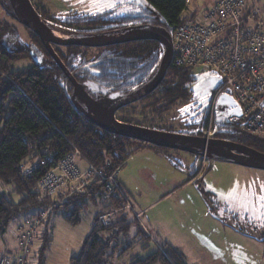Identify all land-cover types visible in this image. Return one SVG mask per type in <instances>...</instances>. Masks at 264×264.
<instances>
[{"label": "trees", "instance_id": "16d2710c", "mask_svg": "<svg viewBox=\"0 0 264 264\" xmlns=\"http://www.w3.org/2000/svg\"><path fill=\"white\" fill-rule=\"evenodd\" d=\"M144 2L151 12L140 6L137 0H124L123 4L131 7L126 14H104L96 19H84L86 25L93 24L85 30H54L72 37H91L111 35L129 26L154 24L163 27L172 36L179 26L191 19L181 17L186 0ZM0 13L3 15V20H0V239L6 234L10 223L21 215L38 218L43 212L45 220L59 215L64 222L76 226L81 222L83 213L93 208L100 210L98 214L116 211V215L108 224H101L96 214L89 234L78 251L69 258L68 264H109L134 245H140L144 250L148 243L142 242L143 226L138 224L141 213L134 212L131 220L127 214L128 210H132L128 201L122 198L104 199L101 178H93L89 187L80 192L64 187L61 195L53 197L41 193L38 184L57 161L74 150L86 162V168L90 164L108 176L116 174L130 155L144 146L157 150L169 148L111 134L88 119L71 100L73 87L70 80L43 48L38 37L18 22L8 0H0ZM18 27L26 33L28 41L23 39ZM52 47L75 81L93 98L124 95L142 86L154 76L163 55V48L158 42L146 39L88 47ZM33 50L40 55L39 58L33 56ZM26 58L33 61L30 67L12 69L13 63ZM191 69L170 64L158 87L141 100L119 109L116 118L140 127L175 132L172 125L165 126V123L176 106L188 98V87L194 80ZM220 85L217 76L212 96ZM218 99L212 114L205 113L196 123L188 124L186 130L202 136V130L211 119V126L215 128L213 138L243 144L264 153V139L244 133L241 130L242 119L231 120L226 114L227 109L237 107L235 101L225 102L218 111ZM222 109L224 111L221 112ZM48 155L52 156V161L45 160ZM34 160L40 161L30 174L24 175L22 163ZM120 187L127 200L121 184ZM133 225L134 233L131 231ZM258 226L264 231V221H259ZM21 230L19 235L29 231ZM43 236L35 264H45V252L51 239L46 234ZM33 237H37V234L32 233L31 240ZM258 240L264 243V235ZM16 252L6 251L3 254L14 255ZM129 264L185 262L172 248L165 250L157 245L155 251L143 258L130 257Z\"/></svg>", "mask_w": 264, "mask_h": 264}, {"label": "rangeland", "instance_id": "374dc122", "mask_svg": "<svg viewBox=\"0 0 264 264\" xmlns=\"http://www.w3.org/2000/svg\"><path fill=\"white\" fill-rule=\"evenodd\" d=\"M123 1L30 0L48 27L63 32L92 27L93 24L86 25L84 19L128 13L131 7ZM252 1L264 14V0ZM212 6L213 0H188L182 16L188 17L192 12L201 15ZM2 16L0 13V20H3ZM18 29L23 39L28 41L26 33L20 27ZM57 30L58 36L72 38ZM112 38L115 37H101L93 41L103 42ZM34 50L33 56L39 58ZM32 62L27 58L21 59L13 63L12 69L28 68ZM191 74L194 80L188 87V98L176 106L165 123V126L174 127L173 133H197L188 132L186 126L211 112L217 75L203 65L192 67ZM230 119L239 117L232 116ZM211 125L210 119L207 127ZM207 127L202 130V135ZM78 160H81L79 155L75 156L74 164L80 170L85 169V162L77 164ZM116 179L121 182L132 207L127 211L129 218L133 220L134 212L143 210L138 224L143 226L142 242L148 245L144 250L140 245H134L109 264H129L130 257L143 258L155 251L157 245L178 252L185 264H264V243L258 240L264 235L258 226L259 221H264V171L235 165L214 156H209L203 163L190 151L157 150L144 146L133 152L118 168ZM89 212L83 213L81 222L76 226L64 222L59 215H52L48 220H45L43 212L38 218L21 215L10 223L0 239V256L18 246L17 237L22 228V232L31 230L34 235L37 234L30 240L32 261L29 264L36 263L44 234L51 239L45 252V264H67L77 242L91 227ZM113 215L111 220L116 212ZM132 227L134 233L135 225Z\"/></svg>", "mask_w": 264, "mask_h": 264}, {"label": "built area", "instance_id": "2783aa9c", "mask_svg": "<svg viewBox=\"0 0 264 264\" xmlns=\"http://www.w3.org/2000/svg\"><path fill=\"white\" fill-rule=\"evenodd\" d=\"M171 38L170 64L185 68L203 65L219 76L221 85L213 95L211 114L215 111L216 100L226 95L240 110L243 132L264 139V14L253 1L213 0L208 11L184 22ZM212 136V128L208 126L202 137ZM77 155L79 152L74 150L57 161L39 181L38 190L51 197L61 195L64 187L80 192L89 187L93 178L99 177L104 183V199L127 201L115 173L106 176L90 164L81 171L74 164ZM199 159L203 163L207 161L204 156ZM45 160L52 161V156L48 155ZM39 161L22 163L23 174H30ZM115 212L98 214V221L108 224ZM31 237V230L19 235L17 252L1 255L0 264H29L32 261Z\"/></svg>", "mask_w": 264, "mask_h": 264}, {"label": "water", "instance_id": "95a60500", "mask_svg": "<svg viewBox=\"0 0 264 264\" xmlns=\"http://www.w3.org/2000/svg\"><path fill=\"white\" fill-rule=\"evenodd\" d=\"M8 2L18 22L38 37L43 48L70 80L73 87L71 100L74 105L79 108L88 119L100 126L103 130L146 144L174 150L190 151L192 153H197L199 157L204 156L206 159L209 156H214L235 165L264 171V153L243 144L213 137L205 138L202 136L159 131L124 123L116 119L115 114L119 109L146 97L153 92L164 79L171 63L172 39L170 33L163 27L157 25H136L123 28L121 31H116L111 35H96L91 37L71 36L72 38L70 39L58 40L51 37L50 32L54 29L48 27V25L41 20L30 0H8ZM137 2L140 6L151 12V9L147 7L144 0H137ZM98 37L115 38L105 42H94L93 39ZM141 39L158 42L163 48V55L156 73L145 84L127 94H112L102 98H93L82 85L75 81L52 47V45L88 47ZM103 93H105V91H103ZM76 99H78L79 102ZM225 102L231 103L232 99L226 95L220 96L218 103L222 104ZM96 113L103 116L102 121L96 118ZM232 113L235 114L236 117H239V108L235 107L228 112V115ZM202 192L204 193V191Z\"/></svg>", "mask_w": 264, "mask_h": 264}, {"label": "crops", "instance_id": "0c3cea01", "mask_svg": "<svg viewBox=\"0 0 264 264\" xmlns=\"http://www.w3.org/2000/svg\"><path fill=\"white\" fill-rule=\"evenodd\" d=\"M187 2H188V0H186V4H187ZM209 10V9H208ZM185 11V10H184ZM183 15V13L181 14V17L182 18H191V19H188V20H192V19H194V18H196V17H198V16H201V15H203V14H201V15H195V12H192L191 14H190V16H188V17H183L182 16ZM76 160H77V158H76ZM80 161H83L82 159L81 160H78L77 161V164L80 162ZM85 162V161H84ZM85 164H86V162H85ZM78 166V165H77ZM80 168V167H79ZM120 184H121V182H119ZM123 187V186H122ZM90 211V212H89ZM99 211L100 210H94L93 208H90L89 210H88V212H89V214H91V227H92V221H93V218L96 216V214H98L99 213ZM143 212V210H141L139 213H142ZM91 227H90V229H89V231H88V233L85 235V237L89 234V232H90V230H91ZM85 237H82V238H80L79 239V241L77 242L78 244H77V246L75 247V252L74 253H71L69 256H68V260H69V258L72 256V255H74L77 251H78V249H79V247H80V245H81V242L83 241V239L85 238ZM17 251V246H16V248L12 251V252H16ZM67 264H68V261H67Z\"/></svg>", "mask_w": 264, "mask_h": 264}, {"label": "bare ground", "instance_id": "6f19581e", "mask_svg": "<svg viewBox=\"0 0 264 264\" xmlns=\"http://www.w3.org/2000/svg\"><path fill=\"white\" fill-rule=\"evenodd\" d=\"M50 35H51V37L54 38V39L64 40L63 36H62V37L58 36V33H57L55 30H51ZM128 36H131V35H128ZM98 38H100V37H98ZM94 39H96V38H94ZM171 39H172V38H171ZM103 42H105V41H103ZM53 49H54V48H53ZM95 116H96V118H97L98 120H100V121L103 120V116H102L101 114L96 113ZM101 116H102V118L99 119ZM125 198H126V197H125Z\"/></svg>", "mask_w": 264, "mask_h": 264}, {"label": "flooded vegetation", "instance_id": "af4514ba", "mask_svg": "<svg viewBox=\"0 0 264 264\" xmlns=\"http://www.w3.org/2000/svg\"><path fill=\"white\" fill-rule=\"evenodd\" d=\"M153 25H154V24H153ZM222 104L224 105V103H222ZM222 104H219V105H218V107H217L218 111H220V106H221ZM234 108H235V107H234ZM234 108L227 109L228 111L226 112V114L228 115V112L231 111V110H233ZM217 109H216V111H217ZM222 111H224V109H222L221 112H222ZM117 112H118V111H117ZM117 112H116V113H117ZM115 115H116V114H115ZM234 115H235V114L232 113L231 115H228V116H229V117H232V116H234ZM201 133H202V132H201ZM192 134H193V136L195 135L194 133H192ZM192 134H191V135H192ZM213 134H214V133H213ZM183 135H187V134H183ZM195 136H196V135H195Z\"/></svg>", "mask_w": 264, "mask_h": 264}]
</instances>
